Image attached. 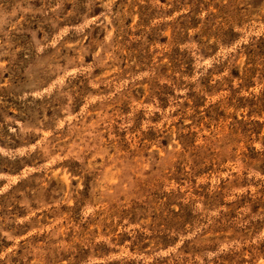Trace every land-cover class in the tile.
<instances>
[{
	"label": "rangeland",
	"instance_id": "1",
	"mask_svg": "<svg viewBox=\"0 0 264 264\" xmlns=\"http://www.w3.org/2000/svg\"><path fill=\"white\" fill-rule=\"evenodd\" d=\"M0 264H264V0H0Z\"/></svg>",
	"mask_w": 264,
	"mask_h": 264
}]
</instances>
